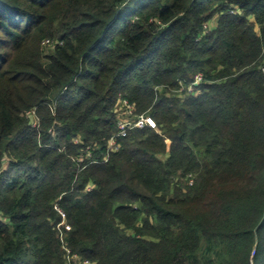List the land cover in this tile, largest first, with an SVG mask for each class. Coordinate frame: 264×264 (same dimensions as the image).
Returning <instances> with one entry per match:
<instances>
[{"label":"trees","instance_id":"1","mask_svg":"<svg viewBox=\"0 0 264 264\" xmlns=\"http://www.w3.org/2000/svg\"><path fill=\"white\" fill-rule=\"evenodd\" d=\"M263 67L264 0H0V264H264Z\"/></svg>","mask_w":264,"mask_h":264},{"label":"built area","instance_id":"2","mask_svg":"<svg viewBox=\"0 0 264 264\" xmlns=\"http://www.w3.org/2000/svg\"><path fill=\"white\" fill-rule=\"evenodd\" d=\"M205 27H207V24H205ZM44 44H49V41H44ZM264 72V67L262 68ZM202 80V75L197 74L195 75L194 80L188 85L187 92L191 93L192 91H195L198 85L200 84ZM118 106L116 107V111L121 114V118H118L117 120V126H118V133L117 136H124L126 134V131L133 128L138 127L141 128L145 125L147 121V115L145 114H134V105L131 104L126 98H119ZM129 115V116H128ZM134 118V119H132ZM109 149L116 148V140L114 137L111 138L108 145ZM61 215L64 217V214L61 210H59ZM87 262V261H85Z\"/></svg>","mask_w":264,"mask_h":264},{"label":"rangeland","instance_id":"3","mask_svg":"<svg viewBox=\"0 0 264 264\" xmlns=\"http://www.w3.org/2000/svg\"><path fill=\"white\" fill-rule=\"evenodd\" d=\"M180 90H182V87L180 88ZM185 93V92H184ZM187 90H186V95H187ZM181 96L183 97V93H181ZM129 116V115H128ZM132 119H134V118H132ZM87 189H89V187L87 188Z\"/></svg>","mask_w":264,"mask_h":264}]
</instances>
